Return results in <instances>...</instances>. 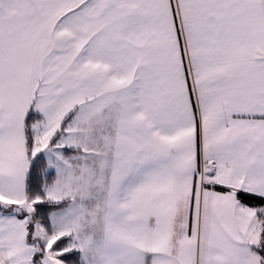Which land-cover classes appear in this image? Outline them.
<instances>
[{
    "label": "snow or ice",
    "instance_id": "1",
    "mask_svg": "<svg viewBox=\"0 0 264 264\" xmlns=\"http://www.w3.org/2000/svg\"><path fill=\"white\" fill-rule=\"evenodd\" d=\"M0 264H264V0H0Z\"/></svg>",
    "mask_w": 264,
    "mask_h": 264
}]
</instances>
